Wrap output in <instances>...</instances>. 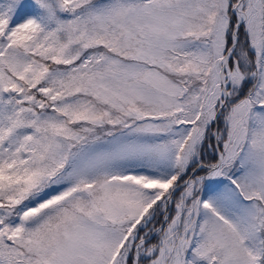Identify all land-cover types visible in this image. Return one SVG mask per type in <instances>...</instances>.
Masks as SVG:
<instances>
[{
    "label": "snow or ice",
    "instance_id": "snow-or-ice-1",
    "mask_svg": "<svg viewBox=\"0 0 264 264\" xmlns=\"http://www.w3.org/2000/svg\"><path fill=\"white\" fill-rule=\"evenodd\" d=\"M0 264H264V0H0Z\"/></svg>",
    "mask_w": 264,
    "mask_h": 264
}]
</instances>
